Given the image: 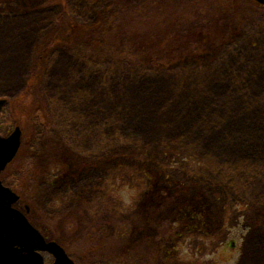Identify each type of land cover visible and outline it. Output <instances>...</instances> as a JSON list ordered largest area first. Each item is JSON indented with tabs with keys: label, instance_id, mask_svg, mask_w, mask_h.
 <instances>
[{
	"label": "rangeland",
	"instance_id": "obj_1",
	"mask_svg": "<svg viewBox=\"0 0 264 264\" xmlns=\"http://www.w3.org/2000/svg\"><path fill=\"white\" fill-rule=\"evenodd\" d=\"M255 2L234 1L245 14L236 42L200 66L183 60L123 76L57 49L43 84L28 91L43 29L69 18L67 6L86 23L96 15L88 0H0V134L22 129L7 185L46 238L75 251L67 250L76 264H264V5ZM176 5L163 16L192 11ZM155 20L140 29L153 31ZM199 203L210 233L180 231L160 249L179 224L162 219L158 231L152 219L182 212L184 223L200 221ZM124 221L135 235L122 248L110 241L109 251L105 237Z\"/></svg>",
	"mask_w": 264,
	"mask_h": 264
},
{
	"label": "trees",
	"instance_id": "obj_2",
	"mask_svg": "<svg viewBox=\"0 0 264 264\" xmlns=\"http://www.w3.org/2000/svg\"><path fill=\"white\" fill-rule=\"evenodd\" d=\"M88 1L96 15L89 23L72 15L75 9L70 11V7L67 6L68 13H72L71 16L66 20L57 17L58 21L55 19L39 34L31 58V62H34L35 65L32 66L28 74L26 90L30 91L33 85L43 84L46 66L49 65L51 54L57 49H67L94 66L104 64L106 73L111 74L119 71L123 76L127 73H134L139 77L158 72L183 60L195 61L200 66V62L212 58L216 48L236 42L235 38L238 37L240 26V21L237 20L245 16V14L243 16V10H238L233 5L234 1L238 0H231L229 3H224L221 0H107L106 5H103L104 0ZM177 1L184 2V6L192 11L185 7V10L189 11L187 15L172 19L163 16L165 6L167 5L169 9L172 5L175 7ZM208 3L210 4L208 5ZM153 15L154 17H152ZM144 18L156 19L155 23L150 25L154 28L153 31L140 29ZM40 107H42L40 103L32 105L34 112L38 114L42 111ZM171 153L173 156L178 155L175 152ZM142 155L148 156L149 152L143 151ZM16 159L2 172V179L6 184L10 182L6 176L7 169L15 165ZM148 171L149 173L147 171L144 173V177L150 181L153 170ZM155 192L156 195H160L157 191ZM17 202H20L19 207L27 210V204L21 198ZM156 205L159 209L160 205L164 208L165 200L159 204L156 203ZM198 205L200 207L203 205V208L200 209V221L198 219L196 222L184 223L186 213L182 212H179L178 216L172 220L167 219L165 215H161L157 221H154L155 218L152 219L151 222L154 223L158 231L159 221L162 219L167 222L170 220L171 225L179 224L175 231L172 228L173 231L166 233L160 240V249L169 250L168 246L180 231H197L206 236L210 233L207 211H205L204 204L199 203ZM166 207L169 206L166 205ZM193 207L196 208V205ZM130 228L128 222L124 221L114 228L113 236L115 238L106 235L104 244L109 251H112L110 241L120 240L118 247L122 248L123 244L127 243L125 241L127 237L133 238L135 232ZM89 229L96 230L95 227ZM89 229L86 228L84 234H90L91 230ZM166 230H170L169 226L166 227ZM67 250L70 254L75 255L73 249L67 248ZM76 252L80 253V251ZM127 260L123 264H126Z\"/></svg>",
	"mask_w": 264,
	"mask_h": 264
},
{
	"label": "water",
	"instance_id": "obj_3",
	"mask_svg": "<svg viewBox=\"0 0 264 264\" xmlns=\"http://www.w3.org/2000/svg\"><path fill=\"white\" fill-rule=\"evenodd\" d=\"M256 1L264 4V0ZM3 102L0 100V105ZM21 144L19 125L7 136L0 134V264H46L44 251L53 255L51 264H76L58 241L46 238L15 206L19 195L2 180V172L16 157Z\"/></svg>",
	"mask_w": 264,
	"mask_h": 264
},
{
	"label": "flooded vegetation",
	"instance_id": "obj_4",
	"mask_svg": "<svg viewBox=\"0 0 264 264\" xmlns=\"http://www.w3.org/2000/svg\"><path fill=\"white\" fill-rule=\"evenodd\" d=\"M26 214H27V210L26 211H24ZM44 257H45V254H44ZM45 263H47V261H46V258H45ZM50 264V263H49Z\"/></svg>",
	"mask_w": 264,
	"mask_h": 264
}]
</instances>
